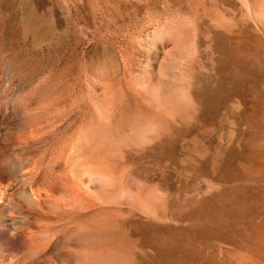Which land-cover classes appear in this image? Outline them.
Instances as JSON below:
<instances>
[{"label": "rangeland", "instance_id": "rangeland-1", "mask_svg": "<svg viewBox=\"0 0 264 264\" xmlns=\"http://www.w3.org/2000/svg\"><path fill=\"white\" fill-rule=\"evenodd\" d=\"M115 128L121 145L99 147ZM28 144L47 147L43 164L61 150L65 174L89 148L76 176L118 166L122 197L142 186L184 239L167 259L130 226L80 216L84 256L264 264V0H0V156L17 191Z\"/></svg>", "mask_w": 264, "mask_h": 264}, {"label": "bare ground", "instance_id": "bare-ground-1", "mask_svg": "<svg viewBox=\"0 0 264 264\" xmlns=\"http://www.w3.org/2000/svg\"><path fill=\"white\" fill-rule=\"evenodd\" d=\"M116 129H114L113 133L100 137L99 147L107 145L109 148V143H113L114 146L121 145L118 140L119 132L117 133L118 130ZM9 135L8 137H12ZM12 144L14 145V143ZM30 144L24 148L25 152L22 150V158H32L35 155L36 159L33 158L35 160H33L32 164L34 165L33 169H31L33 170L32 174H30L29 178L24 177L26 184H23L22 190L19 188L20 191L15 189L14 184L5 183L11 175L10 168L4 163V158L0 156V264H122L116 263V259L114 261L110 255H107L108 252L106 255H101L100 253L97 256L95 254L94 256L88 255L90 257L84 256L82 248L83 237L85 236L75 225V221L80 216L95 217L100 224H105L106 227L109 226L114 230L120 226H130L133 230L148 236L150 246L167 259L176 252L181 253L183 251L184 239L182 234H178V232L174 234L170 231L171 229L167 228V215L161 203L158 202L159 200L154 201L147 194H139L142 186L138 185L141 188L139 189L135 184L129 185L126 188L128 191L127 195L123 194L124 196L122 197L121 194L124 192L119 180L121 170L119 173L118 166L113 167V169L110 168V171L98 170L99 168L95 167L98 171L95 170L96 172L94 173L92 171V175L88 173L89 175H86L87 178L86 176L85 178L76 176L74 172H78V169L81 171L84 165L83 161L86 160L84 159L86 158L85 155L87 156L88 154L87 150L89 148H86V150L84 146L86 153L83 147L78 154L70 153L72 155L69 163L71 164L72 162L73 165L65 174L62 173V158H64L62 154L64 153L61 150L55 154L52 163L46 161V164H43L42 157L47 147L39 148L40 145L39 147L37 146L38 149L36 148V150L34 149L35 144ZM81 162L83 165H81ZM64 164L67 165L66 161ZM78 164H80L81 168ZM73 166H76L77 170L74 171ZM63 167L65 171L67 166L66 168L65 165ZM38 173H40V176L42 174L41 178L43 177V179L40 178L39 181L41 183L37 182L39 184L35 185L33 178ZM19 183L22 182L19 180ZM229 196L228 198H230ZM155 215H157L155 219L157 223H153L152 220ZM241 216L243 215L240 214V211L239 213L235 212L233 218L231 217L232 219L227 224L236 222ZM257 217L256 214H252L247 218L250 241L259 240V227H261V224L255 223ZM217 223L219 226L225 224V222L222 223L221 221H217ZM238 229L240 230V228ZM94 252L96 253V251Z\"/></svg>", "mask_w": 264, "mask_h": 264}]
</instances>
